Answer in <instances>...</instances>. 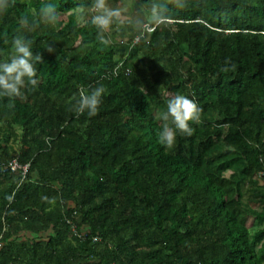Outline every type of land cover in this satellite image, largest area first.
I'll use <instances>...</instances> for the list:
<instances>
[{"label": "trees", "instance_id": "obj_1", "mask_svg": "<svg viewBox=\"0 0 264 264\" xmlns=\"http://www.w3.org/2000/svg\"><path fill=\"white\" fill-rule=\"evenodd\" d=\"M46 2L60 21L23 32ZM91 2L0 15V62L18 33L43 59L35 88L0 97V264H264V0L169 4L167 24H114L107 45L77 21ZM100 84L97 114H76ZM176 94L202 111L166 148L157 117Z\"/></svg>", "mask_w": 264, "mask_h": 264}, {"label": "clouds", "instance_id": "obj_2", "mask_svg": "<svg viewBox=\"0 0 264 264\" xmlns=\"http://www.w3.org/2000/svg\"><path fill=\"white\" fill-rule=\"evenodd\" d=\"M14 0H0V15L5 14L13 6ZM183 9L187 6V0H153L147 11L141 18L130 21L125 15V9L111 7L108 0H92L90 6H80L77 11V21L90 23L97 29V40L102 45L110 41L106 38L112 26L117 23L130 22L134 27L143 33L151 25L167 24L168 5ZM61 17L57 12L55 4L51 2L41 3L38 19L30 21L28 16L21 17L19 24L23 32H33L40 24L55 26ZM12 52L8 59L0 62V97L18 98L23 95L22 90L29 85L35 88L39 83L35 65L43 62L40 54H33L31 41L23 34H16L11 40ZM53 51L52 48L48 49ZM230 63L225 61V65ZM223 67L221 71H228ZM106 88L100 84L90 90L81 88L79 98L75 99L72 110L82 115L87 113L89 117L97 114L101 104L102 96ZM167 110L158 115L162 121L161 130L158 132L159 143L166 148H172L176 143L177 130L187 136L193 134L190 122L199 123L200 109L197 103L182 94H176L166 100Z\"/></svg>", "mask_w": 264, "mask_h": 264}, {"label": "rangeland", "instance_id": "obj_3", "mask_svg": "<svg viewBox=\"0 0 264 264\" xmlns=\"http://www.w3.org/2000/svg\"><path fill=\"white\" fill-rule=\"evenodd\" d=\"M108 3L111 7H121L125 9V15L129 20H136L137 18H141L136 12H132V0H121L119 2H116L115 0H108ZM66 17H63L65 19ZM127 22L125 23H120L118 26V29L121 30H126L127 29ZM151 28V26L149 27Z\"/></svg>", "mask_w": 264, "mask_h": 264}, {"label": "built area", "instance_id": "obj_4", "mask_svg": "<svg viewBox=\"0 0 264 264\" xmlns=\"http://www.w3.org/2000/svg\"><path fill=\"white\" fill-rule=\"evenodd\" d=\"M147 30L148 31H152L151 28H149V27L147 28ZM4 166L5 165L2 164V162H0V170L3 169ZM20 168H21V166L19 164H17L16 162L12 163V166H11L12 171H16L17 169H20ZM23 169L25 171H27L28 170V166L23 167Z\"/></svg>", "mask_w": 264, "mask_h": 264}]
</instances>
